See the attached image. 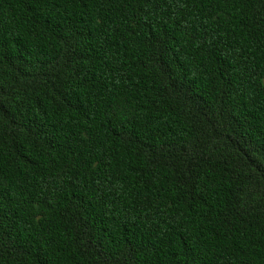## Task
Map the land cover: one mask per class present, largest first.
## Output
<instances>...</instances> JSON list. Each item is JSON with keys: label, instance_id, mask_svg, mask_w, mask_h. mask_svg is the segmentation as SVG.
Instances as JSON below:
<instances>
[{"label": "trees", "instance_id": "1", "mask_svg": "<svg viewBox=\"0 0 264 264\" xmlns=\"http://www.w3.org/2000/svg\"><path fill=\"white\" fill-rule=\"evenodd\" d=\"M0 264H264V0H0Z\"/></svg>", "mask_w": 264, "mask_h": 264}]
</instances>
